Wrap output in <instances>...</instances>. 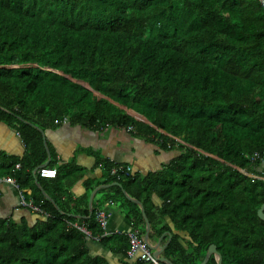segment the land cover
Segmentation results:
<instances>
[{
    "label": "trees",
    "instance_id": "1",
    "mask_svg": "<svg viewBox=\"0 0 264 264\" xmlns=\"http://www.w3.org/2000/svg\"><path fill=\"white\" fill-rule=\"evenodd\" d=\"M63 119L129 129L165 156L145 175L112 177L115 165L106 164L101 184L141 235L146 218L147 242L161 239L156 249L170 237L159 258L200 264L213 245L221 264H264V172L248 158L264 153L260 2L0 0V123L15 126L28 151L0 154V176H14L18 164V188L29 187L48 214L0 216V264H109L89 254L93 240L67 228L77 221L101 236L94 210L81 202L70 209L68 195L62 207L57 185L45 191L52 202L43 200L34 184L57 182L58 174L42 179L35 170L47 158L40 131ZM96 244L122 264H141L126 258V235Z\"/></svg>",
    "mask_w": 264,
    "mask_h": 264
},
{
    "label": "crops",
    "instance_id": "2",
    "mask_svg": "<svg viewBox=\"0 0 264 264\" xmlns=\"http://www.w3.org/2000/svg\"><path fill=\"white\" fill-rule=\"evenodd\" d=\"M40 132L47 155L42 165L46 166L50 163V168L55 169L58 174L55 184L50 181L34 183L36 188L42 187L43 200L52 202L51 196L45 191L57 185L61 192H66L65 194L53 193L54 198H59L62 207H64L62 202H65L68 197L71 200L70 209L74 202L86 204L92 210L102 209L108 215L107 232L110 236L113 234L127 235L133 229L131 224L126 220L117 203L112 201L111 204L108 203L110 201L106 200L108 186L101 185L109 176L105 165H127L131 167L133 173L145 175L158 170L166 162L165 156L158 151L156 146L132 135L131 130L128 129L111 126L88 129L69 125L67 122V124L53 123ZM27 153L16 127L0 123V154L21 159ZM260 171L264 172V163ZM18 172H20L19 169L14 167V176L2 175L0 180L11 177L16 181ZM102 189L104 191H101ZM20 191L24 201L32 202L29 187L20 189ZM18 195V191L12 185L0 182V216H11L16 220L25 218L32 221L36 215L20 205ZM152 201L156 206L159 205L156 198H152ZM164 222L170 226L168 219H164ZM142 236L144 238V234ZM159 240L155 243L148 241V244L156 246ZM96 243H88L87 248L90 255L101 256L109 264H122L126 260L120 255L111 254L102 249Z\"/></svg>",
    "mask_w": 264,
    "mask_h": 264
},
{
    "label": "built area",
    "instance_id": "3",
    "mask_svg": "<svg viewBox=\"0 0 264 264\" xmlns=\"http://www.w3.org/2000/svg\"><path fill=\"white\" fill-rule=\"evenodd\" d=\"M264 6V0H257ZM67 124V120L63 119L62 121H54V124ZM129 130V129H128ZM249 160L252 162H259L264 163V153L260 154L258 152H253L251 155L248 156ZM15 169H19V165L15 166ZM36 174L39 178L42 179H54L57 175L56 170L50 167H46L44 165L38 167L36 170ZM110 176L118 178L120 175L129 176L132 175V169L130 166L127 165H115V167H112L109 171ZM0 182L7 183L9 185H12L16 190L18 191L19 201L20 205L24 208H27L30 210L31 213L35 214L36 216L40 217H48V214L40 210L37 206H35L31 201H24L23 197L21 196L22 192L16 185V181L11 177H5ZM109 204L112 202L109 201ZM91 210V208H90ZM94 220L98 224V226L102 230V234L99 237H91L89 232L86 230L83 224L78 223L77 221L70 223H67V228H74L81 232L84 236L87 238L98 242L100 238L102 237H109L110 233L107 232V225H108V215L107 212L100 209V210H94ZM127 242H128V249L126 251V258L129 260H137L141 264H166L164 262H161L158 260L157 257L152 255V250L150 248V245L147 241L144 240L143 236L139 234L138 230L132 229L127 235Z\"/></svg>",
    "mask_w": 264,
    "mask_h": 264
},
{
    "label": "water",
    "instance_id": "4",
    "mask_svg": "<svg viewBox=\"0 0 264 264\" xmlns=\"http://www.w3.org/2000/svg\"><path fill=\"white\" fill-rule=\"evenodd\" d=\"M44 69H46V68H44ZM46 70H48V69H46ZM49 71H51V70H49ZM72 81H73V80H72ZM82 87H84V88H86L87 90H89V88H88L86 85H84V84H82ZM114 185L119 186L117 183L114 184ZM134 202L140 207V212H141L142 216L144 217V211H143V209H142L140 203L137 202V201H134ZM263 211H264V204H263V205L259 208V210L257 211V217H258L261 221L264 222V213H263ZM144 221H145V225H144V226H145V227H144V240L147 241L148 222H147V220H146L145 217H144ZM169 239H170V237L168 236V240H167V242H166L165 245H164L161 249H159V250H155V249L158 247V245H159L161 239L158 241V243L156 244V246H150V248H151V250H152V255L155 256V257H157L158 260H160L161 262H164V263H166V264H170V263H169L168 261H166L165 259L159 258L158 256H159V254L161 253V251L163 250V248L168 244ZM210 256H213V257H214V259H215V261H216V264H221V263H220V257H219V255H218V253H217V251H216L215 246H213V245H211V246H209V247L207 248L206 253H205V256H204V259H203V261H202L200 264H206L207 261H208V259L210 258Z\"/></svg>",
    "mask_w": 264,
    "mask_h": 264
}]
</instances>
